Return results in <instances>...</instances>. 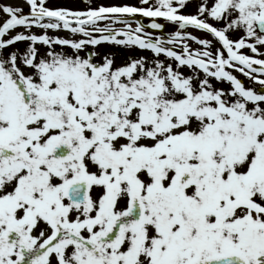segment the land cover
I'll return each mask as SVG.
<instances>
[{
    "label": "snow or ice",
    "instance_id": "snow-or-ice-1",
    "mask_svg": "<svg viewBox=\"0 0 264 264\" xmlns=\"http://www.w3.org/2000/svg\"><path fill=\"white\" fill-rule=\"evenodd\" d=\"M84 2L0 0V264H264V0Z\"/></svg>",
    "mask_w": 264,
    "mask_h": 264
},
{
    "label": "rangeland",
    "instance_id": "rangeland-1",
    "mask_svg": "<svg viewBox=\"0 0 264 264\" xmlns=\"http://www.w3.org/2000/svg\"><path fill=\"white\" fill-rule=\"evenodd\" d=\"M138 0H93V6H98L100 4L104 5H112V4H123V3H130V4H136ZM191 6L184 9L185 12L187 13H195L196 7L195 3L196 0H189ZM54 5L55 6H61V7H68L70 9H84L87 7V4L84 2V0H54ZM28 11L27 6L25 5V12ZM135 25H133L134 27ZM172 29V25L168 26V31ZM39 31V30H37ZM198 36H204L205 34L202 32H196L195 33ZM58 35L61 36H68L69 34L67 32H60ZM78 38V37H77ZM210 38V37H209ZM198 45L193 44V47H197ZM99 51L101 53H109V52H114L116 54V63L120 64L122 63L127 55H136V53H129L127 49H122L118 47H112L109 45H103L100 47ZM149 54L150 53H146ZM237 75H240L237 73ZM241 79H245L244 77L241 76Z\"/></svg>",
    "mask_w": 264,
    "mask_h": 264
},
{
    "label": "water",
    "instance_id": "water-1",
    "mask_svg": "<svg viewBox=\"0 0 264 264\" xmlns=\"http://www.w3.org/2000/svg\"><path fill=\"white\" fill-rule=\"evenodd\" d=\"M150 21H148L147 19L145 20V23L147 24V23H149Z\"/></svg>",
    "mask_w": 264,
    "mask_h": 264
}]
</instances>
